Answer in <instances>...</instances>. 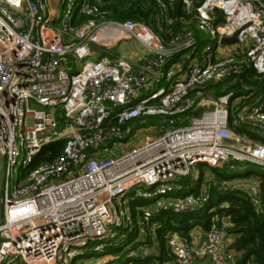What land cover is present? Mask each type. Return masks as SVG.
I'll return each mask as SVG.
<instances>
[{
	"label": "built area",
	"instance_id": "2783aa9c",
	"mask_svg": "<svg viewBox=\"0 0 264 264\" xmlns=\"http://www.w3.org/2000/svg\"><path fill=\"white\" fill-rule=\"evenodd\" d=\"M183 2L211 43L186 31L165 41L145 23L107 19L89 1L0 0V264H66L67 254L75 260L123 248L132 264H236L229 216L208 231L166 232L162 261L157 217L196 211L215 188L243 189L264 208L257 179L184 182L198 164L264 169V142L238 130L264 133L263 97L246 101L211 88L246 69L264 75V0ZM171 7L173 0L161 2L158 23L171 22ZM76 11L88 19L75 24ZM126 40L138 42L128 55L81 62L93 45L112 53ZM189 111L197 112L190 123L174 124ZM156 115L173 127L115 154L126 125ZM204 233L209 240L200 245Z\"/></svg>",
	"mask_w": 264,
	"mask_h": 264
},
{
	"label": "trees",
	"instance_id": "16d2710c",
	"mask_svg": "<svg viewBox=\"0 0 264 264\" xmlns=\"http://www.w3.org/2000/svg\"><path fill=\"white\" fill-rule=\"evenodd\" d=\"M82 1L98 4L103 10L107 11L106 17L109 20H132L145 23L159 33L165 41H168L173 34L180 31L195 34L201 39L202 43L207 41V39L204 38V34L196 27L194 17L195 10L192 9L190 12L186 8L183 0H173V7H171L169 11V15L172 18L170 23L168 19H165L162 23H158L156 17L160 12L161 2L171 0ZM86 19H88V17L79 15L78 11H76L74 17L75 24H80ZM230 82L233 83L230 84ZM219 85L211 87L217 95L234 91L236 97L243 96L246 101H251V99L255 97H263L264 99V75L257 76L252 69L244 70L236 79L230 78L226 80L221 87ZM187 113L176 116L174 124H178L177 119ZM166 122L170 123V118L166 117ZM143 123L144 120L140 118L126 125V127H129L128 134L133 133L137 128L143 125ZM179 123H182L181 120ZM244 128L248 134L264 142V133L255 134L248 127L239 128L238 130H244ZM162 129L165 130L166 126H162ZM129 136L130 134L124 138L125 142H128ZM63 143L64 142L59 141L50 146L54 154H58L61 151ZM213 170L216 178L226 180L249 176L248 174L250 173H240L238 170L232 173H228L227 171L221 172L218 168H213ZM256 179L259 182L261 197L264 201V171L258 173ZM224 216H229L232 221V226L228 230V235L233 237V241L230 243L229 247L236 252V264H248L250 261L264 264V208L262 210L257 209L251 200V196L243 189L221 191L215 188L211 192L210 201L204 207L196 211L185 213L169 211L160 214L157 219L162 223L160 235L163 254L159 259L162 261L169 258L166 254V238L164 236L166 232H188L194 226L200 227L203 231H208L214 225L218 224L219 219ZM150 262L151 259L139 260L136 264H150Z\"/></svg>",
	"mask_w": 264,
	"mask_h": 264
},
{
	"label": "rangeland",
	"instance_id": "374dc122",
	"mask_svg": "<svg viewBox=\"0 0 264 264\" xmlns=\"http://www.w3.org/2000/svg\"><path fill=\"white\" fill-rule=\"evenodd\" d=\"M203 34H204V36H206L207 42L211 43L212 42L211 37L205 33H203ZM137 46H138V42L136 40L122 41L116 47L112 48V53L111 52L103 53L99 50H94L93 55L83 59L81 62H85L87 60L88 61L89 60L95 61V60L100 59L101 57L105 56L106 54L108 56H111V54H113V53L128 55V54L132 53L133 49H136ZM71 64L74 67H76L79 65V62L76 60H74V61L72 60ZM221 85H223V84L220 83L219 86L221 87ZM203 108L206 109L207 107H203ZM195 115H197V112L191 111V112H189L183 116H180L177 119L178 124H176V125L179 126V125H186V124L190 123V121L192 120V118ZM141 118H142V120H144L143 125H141L139 128H137L133 133H129L130 136H129L128 142L127 143L125 142L124 144H122L119 147V149L115 151L116 155H119V154L131 149L137 143H144L148 137L156 138L159 135L163 134V132H164V130L162 129L163 125H165L166 128H168V129L173 127L172 124H170L169 122H166V117L163 115L143 116ZM137 119H140V118H137ZM180 120L182 123H179ZM234 164H235V167H230L229 165H226L223 167H219L218 169H220L221 172L227 171L228 173H232L235 170H238L240 173L250 172L248 174L249 176H245L242 178L241 177L235 178L236 181L256 179L257 174L260 173L261 171H264L262 166L256 165V164H249V163H245V162H234ZM214 174L215 173H214L213 167H210L207 164H198L194 167L193 173L190 176L184 178V182L194 184V182L197 181L199 176L205 178L208 175L209 176H215ZM84 250H88V248L87 247L83 248L81 251H84ZM97 257H101L103 260L107 261V263H109V264H127V263L132 264V261L128 260L124 248L122 250L112 249V250H109V251H106V252L100 253V254L89 253L87 255L78 256L75 258V260H72V255L67 254L66 255V264H78L81 260L86 261V262H92L94 260V258L97 259ZM196 260L197 259L194 260V264L196 263L195 262Z\"/></svg>",
	"mask_w": 264,
	"mask_h": 264
},
{
	"label": "water",
	"instance_id": "95a60500",
	"mask_svg": "<svg viewBox=\"0 0 264 264\" xmlns=\"http://www.w3.org/2000/svg\"><path fill=\"white\" fill-rule=\"evenodd\" d=\"M219 16L220 17H223V14L222 12H219ZM236 35L235 36H232V37H225L223 38V42L224 43H232V42H235L236 41ZM93 48L96 49V50H100V51H107V52H110V47L109 46H99V45H93ZM0 223H1V213H0ZM209 238H208V234L207 233H204L201 237V242H200V245H202L204 243V241H208Z\"/></svg>",
	"mask_w": 264,
	"mask_h": 264
},
{
	"label": "crops",
	"instance_id": "0c3cea01",
	"mask_svg": "<svg viewBox=\"0 0 264 264\" xmlns=\"http://www.w3.org/2000/svg\"><path fill=\"white\" fill-rule=\"evenodd\" d=\"M226 241H227V246L230 245V243L233 241V237L228 236ZM198 260H199V259H197V260L195 261L197 264H201L202 262H205L206 264H210V261H209L208 259H206V260H204V261H202V260H199V261H198ZM196 263H195V264H196Z\"/></svg>",
	"mask_w": 264,
	"mask_h": 264
},
{
	"label": "clouds",
	"instance_id": "9594fccd",
	"mask_svg": "<svg viewBox=\"0 0 264 264\" xmlns=\"http://www.w3.org/2000/svg\"><path fill=\"white\" fill-rule=\"evenodd\" d=\"M10 3L19 6V4L21 3V0H9Z\"/></svg>",
	"mask_w": 264,
	"mask_h": 264
}]
</instances>
